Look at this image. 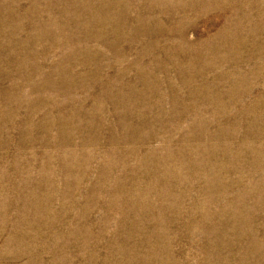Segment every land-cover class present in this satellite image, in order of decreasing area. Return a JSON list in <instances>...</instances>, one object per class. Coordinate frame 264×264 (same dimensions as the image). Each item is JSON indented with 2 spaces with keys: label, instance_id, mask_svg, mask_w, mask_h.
<instances>
[{
  "label": "rangeland",
  "instance_id": "obj_1",
  "mask_svg": "<svg viewBox=\"0 0 264 264\" xmlns=\"http://www.w3.org/2000/svg\"><path fill=\"white\" fill-rule=\"evenodd\" d=\"M0 264H264V0H0Z\"/></svg>",
  "mask_w": 264,
  "mask_h": 264
}]
</instances>
